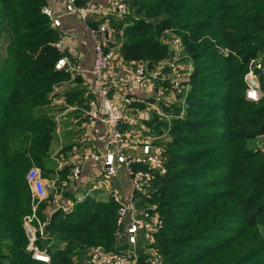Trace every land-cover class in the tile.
Listing matches in <instances>:
<instances>
[{"label": "trees", "instance_id": "obj_1", "mask_svg": "<svg viewBox=\"0 0 264 264\" xmlns=\"http://www.w3.org/2000/svg\"><path fill=\"white\" fill-rule=\"evenodd\" d=\"M91 1L76 0V5ZM123 2L127 15L91 23L97 28L110 21L116 40L106 39L107 50L154 68L169 55L161 38L176 32L195 62L185 120L160 149L165 173L155 172L147 188L164 222L149 247L166 264H264V149L247 148L264 137V74L257 71L263 92L258 103L247 100L244 80L251 62H264V0ZM47 6L48 0H0V25L9 33L0 69V264H45L27 250L24 219L32 213L27 174L36 167L47 177L57 124L38 111L51 105L55 88L70 77L55 68L63 57L54 46L61 34L43 13ZM218 47L235 54L224 56ZM217 62L233 68L223 91L211 94L206 73L208 64ZM91 98L67 94L66 102L87 108ZM173 109L171 115L181 111ZM157 118L154 114L153 132L161 135ZM48 207L40 205L43 222ZM117 212L112 196L106 201L88 196L69 214L53 211L47 227L52 239L38 245L50 244V264H89L93 248L114 250ZM148 258L142 255L138 264H148Z\"/></svg>", "mask_w": 264, "mask_h": 264}, {"label": "built area", "instance_id": "obj_2", "mask_svg": "<svg viewBox=\"0 0 264 264\" xmlns=\"http://www.w3.org/2000/svg\"><path fill=\"white\" fill-rule=\"evenodd\" d=\"M114 10L119 16H125L129 13V9L123 1L117 2L114 5ZM66 11L67 14L78 15L83 20H86L89 15V9L78 7L76 0H67ZM43 13L50 18L53 29L56 30L61 27V20L55 15L52 8L45 7ZM91 34L95 41L94 63L91 71L92 98L87 103L85 115L93 123L106 127L107 149L102 154H83L80 157L75 155L70 174L66 177L61 174L64 169L63 163L66 162V156L62 153L57 158L59 165L55 177L46 178L43 171L36 167L28 172L27 182L32 194V213L24 219V227L29 240L27 250L36 262L51 263V256L48 252L50 244L44 248H40L38 245L39 240L48 241L52 239L47 233V227L51 220L50 215L47 210L45 212L46 220L43 222L38 216L40 205L48 203V209L61 211L64 214L73 211L75 206L82 203L89 196L88 193L91 192L88 190L83 193L81 188L85 187L82 184L83 171L85 170L82 163L92 162L97 166L98 183L105 186H107L106 180L108 178H118L120 168H124L129 180L130 197L123 199L118 192L111 194L118 204L114 232L115 248L113 251H107L103 248L92 250L88 256V262L89 264H138L144 254H141L139 249L141 237L146 234L147 239L150 238L153 241V233L161 230L164 226L158 203L150 201L147 188L152 184L155 172L163 174L167 166L160 148L154 144V138H148L146 142H141V153L130 152L128 149L130 143L121 130L125 116L122 106L112 96V88L116 86L123 88L127 92V96L124 97V105L130 106L135 100L128 95H131L137 88L153 86V106L162 117L171 122L174 115L162 113L161 107L164 105L169 92L181 97L180 102L184 107L183 109L187 107L193 72L190 69L188 74L184 73L185 69L179 63L183 41L180 36L173 35L168 44L169 53L172 54L169 60L161 61L154 68H150L145 60H139L134 62L132 74L126 80L118 82L109 80L105 77V71L110 68L117 57L114 49L107 50L106 38L109 36V27L107 24H100L91 30ZM54 46L63 56L56 63V70L72 69L69 59L65 56V42L62 36ZM218 48L224 56L235 54L227 48ZM257 71L264 74L262 58L251 62L249 72L244 78L247 85L246 98L255 103L263 98ZM183 83L185 85H182ZM69 193L76 194V201H66V195ZM151 226L153 229L147 232ZM151 244L152 242L148 245ZM150 251H153L154 256L148 259V264H166L159 253L149 248L148 252Z\"/></svg>", "mask_w": 264, "mask_h": 264}, {"label": "crops", "instance_id": "obj_3", "mask_svg": "<svg viewBox=\"0 0 264 264\" xmlns=\"http://www.w3.org/2000/svg\"><path fill=\"white\" fill-rule=\"evenodd\" d=\"M116 3L117 0H92L86 7L89 9L88 18L83 20L78 15L67 14V0H48L47 7L52 8L55 15L61 20V27L56 30L60 32L64 39L65 56L69 59L72 66V69H66L70 74L69 79L58 85L55 90L56 93L61 94L58 98L59 100H54L51 104L60 105L58 106L60 112L57 111L54 118L57 124L54 135V141H56L54 143L55 148L51 153L53 164L51 170H53L54 173L49 175V179L55 177L57 174V166L59 165L57 158H59L58 156L61 153L66 156V162L63 163L64 169L62 171H66L67 175L70 174L72 164L74 163L73 157L75 155L80 157L83 154H102L106 152V127L93 123L85 115L86 107L82 108L77 104H68L66 102V96L67 94H80V96L85 99L91 98V71L94 63L95 46V41L91 34V30L93 29L91 23L99 21L104 16L115 15L114 5ZM109 22L110 21L107 20L106 23H104L109 27V36H107L106 39L112 38V40L114 39L115 41L116 39L113 37ZM133 64L134 62L129 63L125 61L117 53L116 59L112 62L110 68L105 71V77L117 82L126 80L132 74ZM153 92V86H143L137 88L131 95H128L135 101L146 104L144 109H139L132 105H124V97L127 96V92L123 88L120 86L112 88V96L116 102L122 106V111L125 116L124 122L121 124V129L127 141L130 143L128 149L131 153H141V142H146L148 138H154V144L158 146L156 141H160L161 143L162 139L167 136L163 129L161 135H157L153 132L154 114H156L158 118L160 117L159 121L163 119L168 124H171L168 119L162 117L158 110L154 108L152 100ZM163 107L169 110L174 108V106L167 107L163 105L160 110L162 113H165ZM180 108H184L182 104H179V109ZM158 148L160 147L158 146ZM82 165L85 169L82 178V184L85 187L81 188L83 193L91 190L88 195L96 197L99 201L108 200V197L103 195L105 191L110 193V195L113 192H118L120 196V192L113 190L110 184L105 186L104 184L100 185L98 183V170L96 164L85 162L82 163ZM103 190H105L104 193L100 194L99 192ZM129 197L130 189L128 187L121 195V198L128 199ZM66 201H76V194H67ZM53 211L54 210L49 208L48 214L51 216ZM140 253L142 254L141 250Z\"/></svg>", "mask_w": 264, "mask_h": 264}, {"label": "rangeland", "instance_id": "obj_4", "mask_svg": "<svg viewBox=\"0 0 264 264\" xmlns=\"http://www.w3.org/2000/svg\"><path fill=\"white\" fill-rule=\"evenodd\" d=\"M124 0H117V2H121ZM8 26L4 25H0V69L3 67L2 63L4 59L7 58V45H8ZM173 35H178L176 32H172V33H167L165 36H163L161 38V41L166 44L168 46L170 40L173 38ZM182 38V36H181ZM216 40H219V37L216 38ZM183 41V40H182ZM169 47V46H168ZM172 57V54L169 53V55L166 57L167 59H164V61L169 60ZM179 63L181 64V66L183 67V69H185V74H188V70H194V64L195 62L192 61L188 55L187 52V48L185 46V44L183 43L181 46V53L179 54ZM213 64V65H211ZM208 64L209 69L207 74V77L209 79V81L211 82V88L208 89V91L211 94H218L221 93L223 91V88L221 85H223L224 83L228 82V78H229V74L232 72V68L233 66L230 64H227L225 62H217V63H211ZM182 85H185L184 83ZM58 87V86H57ZM56 87V88H57ZM55 88V90H56ZM61 96L60 93H56L55 91L51 94V98H52V103L55 100H59L58 98ZM210 101H212V98H209ZM51 103V104H52ZM179 104H181L178 100V96L173 94L172 92H169L167 95V98L165 100L164 105L165 106H176L175 108H179ZM223 104V103H221ZM58 104L55 105H50L47 108L41 109L38 111V113H48L50 114V116H52V118H55V113H57V111H59L60 109H58ZM188 107V104H187ZM187 107L186 109L180 108L181 111L178 115H174L173 119H171V124H168L167 122H165L163 119L162 121H159L160 117L157 118V122L159 121V123H161V129H163V131L166 133L167 136H165L161 143L160 141H156V143L158 144V146L160 147V149L164 150L166 148V144L170 142V140H172L173 136H175L177 134V128L178 126L180 127L182 125V122H184L186 114H187ZM171 110L174 111V109L172 108ZM173 111H169L171 114H173ZM60 112V111H59ZM210 115V117H213V112L208 113ZM173 133V134H172ZM57 138V137H56ZM56 141L53 142V149L54 147V143ZM156 145V144H155ZM157 146V145H156ZM157 146V147H158ZM247 148L249 149H264V137L258 138L257 140L251 141L247 143ZM53 151V150H52ZM47 163V169L45 170L46 176L49 177V172L48 169L51 170L53 168V164H52V159L49 160ZM119 176L118 178H108L106 180V185L110 184L113 190H117L120 192V197L121 195L126 191V189L128 188V177L126 176V172L124 168H121L119 170ZM105 190L100 191V194H103ZM128 193V192H127ZM106 197H110V193L105 191ZM74 210V209H73ZM153 229V226H151L147 232H149L150 230ZM152 235V234H151ZM152 241V239H147L146 234H144L141 239H140V246L139 249L142 251L143 256H148V259H151L153 255V251L148 252L150 244ZM96 248H103V247H95L92 250L96 249ZM104 249V248H103ZM90 250V251H92ZM147 259V260H148Z\"/></svg>", "mask_w": 264, "mask_h": 264}]
</instances>
